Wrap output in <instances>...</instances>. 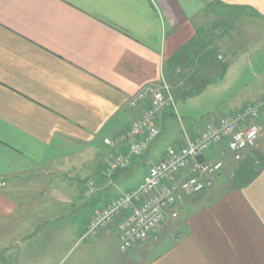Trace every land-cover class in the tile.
<instances>
[{
	"label": "crops",
	"instance_id": "obj_1",
	"mask_svg": "<svg viewBox=\"0 0 264 264\" xmlns=\"http://www.w3.org/2000/svg\"><path fill=\"white\" fill-rule=\"evenodd\" d=\"M206 14L212 48L236 53L238 36L264 43V0H0V264H46L45 255L64 248H79L72 264H264V107L251 122L260 128L257 147L241 161L213 149L209 159L223 160L224 169L203 193L183 196L178 217L169 216L157 235L129 253L120 251L116 225L84 238L102 207L136 190L169 148L195 138L208 120L175 135L163 154L150 145L128 172L103 177L107 162L128 152L127 144L105 140L139 117L128 107L133 96L165 82L176 105L193 91L189 77L205 56L198 47L209 45L200 42ZM231 58L218 52L224 69ZM260 103L261 95L231 114ZM168 110L161 132L174 126ZM141 168L145 176L127 188ZM89 181L96 184L90 198ZM92 203L101 205L92 210ZM90 205L78 228V207Z\"/></svg>",
	"mask_w": 264,
	"mask_h": 264
},
{
	"label": "built area",
	"instance_id": "obj_2",
	"mask_svg": "<svg viewBox=\"0 0 264 264\" xmlns=\"http://www.w3.org/2000/svg\"><path fill=\"white\" fill-rule=\"evenodd\" d=\"M174 105L169 87L147 86L133 96L128 107L141 111L129 130L105 143L113 148L127 144L128 152H118L106 164L102 175L110 178L127 169L133 157L141 156L160 136V114ZM264 103L249 106L239 113L227 114L219 120L208 119L195 138L185 137V144L169 148L166 158L151 166L143 183L134 191L123 193L102 207L90 220L84 238L97 236L117 225L120 251L129 253L137 245L159 233L183 196H194L212 185V178L224 168L223 160H211L208 154L217 149L241 161L245 153L257 147L260 128L251 125L260 116ZM96 184H87L84 194L92 197Z\"/></svg>",
	"mask_w": 264,
	"mask_h": 264
},
{
	"label": "rangeland",
	"instance_id": "obj_3",
	"mask_svg": "<svg viewBox=\"0 0 264 264\" xmlns=\"http://www.w3.org/2000/svg\"><path fill=\"white\" fill-rule=\"evenodd\" d=\"M212 19V15L206 14L199 22L205 26L206 29H209L206 33L203 31V36L200 39L202 45L206 43L209 44L206 47L208 49L205 50L204 47H198V50H203L205 53L200 65H205L201 68L200 65H198L197 72H194L195 69L193 70L191 68L192 65L190 66L189 73L194 72L196 78L190 76L189 81L196 87L189 84L188 86H191L190 88H193V91L189 94L183 95L181 99L177 100L178 102L176 105L169 108V119H171L174 126H171V129L165 127L160 136L152 144L154 146V151L159 154H163L169 147L175 146V135L181 133L186 135L189 131L200 128V125L209 118L231 114V112L237 108L244 106L243 104H253L258 96L261 95V97H264V62L257 60L262 53L264 54V50H260V48H262L261 46L264 45L262 40H258L254 43V40L249 41L248 39V41H246V39H241L238 36L234 43L236 53H228L226 50L227 48L222 49V47H218L217 45L213 46V49L211 44V38L213 35V33H211ZM236 33H238V31ZM242 34L244 35V31ZM219 51L225 53L227 58L232 57L228 62V70L224 69L226 62L218 60ZM208 58L211 59L210 64H213L212 68L211 65L206 62V59ZM194 65L196 64L194 63ZM214 65H218L220 68L219 72L217 70L215 72L213 68ZM199 86H201V89ZM70 148L71 147H67L64 149L68 150ZM73 161H76V159H73ZM145 170L146 168H141L140 170L135 171L130 177L127 188H132L141 181L145 176ZM66 175L68 177L76 176L70 173H67ZM80 178L81 177H77V183L79 186H82L83 181L81 182ZM121 189H123L122 186ZM124 190L126 189L124 188ZM49 193L51 194V192ZM54 193L61 197L64 195L65 191L61 189L56 190ZM18 197L21 199V194L18 195ZM86 201H93V199H88ZM91 205L93 206L92 210H95L100 207L101 203H92ZM91 205L86 209H84L85 206L78 207V228L83 225L84 222H81V220L87 214ZM78 253L79 248H76L75 250L64 248L54 255H51L50 258L45 255V263L72 264L73 260L78 256ZM2 258L3 255L0 257V261H2Z\"/></svg>",
	"mask_w": 264,
	"mask_h": 264
},
{
	"label": "trees",
	"instance_id": "obj_4",
	"mask_svg": "<svg viewBox=\"0 0 264 264\" xmlns=\"http://www.w3.org/2000/svg\"><path fill=\"white\" fill-rule=\"evenodd\" d=\"M197 55H198V54H197ZM198 56H199V55H198ZM200 57H201V56H200ZM201 67H203V64L201 65ZM152 144H153V143H152ZM152 144H151V145H152ZM149 147H150V146H149ZM146 151H147V150H146ZM146 151H145V152H146ZM143 154H144V153H143ZM143 154H142V155H143ZM134 158H138V157H133L132 160H133ZM139 158H140V156H139ZM132 160H131V164H130V166H129L127 169H125V170H119V171H117L116 173H119V172H124V173H126V172H128L129 169H130V167H131V165H132ZM114 174H115V173H114ZM114 174H113V175H114ZM111 177H113V176H111ZM111 177H110V178H111ZM205 190H206V189H204V190H203L202 192H200V193H203ZM200 193H198V194H200Z\"/></svg>",
	"mask_w": 264,
	"mask_h": 264
}]
</instances>
